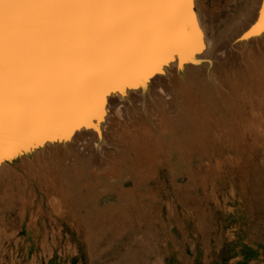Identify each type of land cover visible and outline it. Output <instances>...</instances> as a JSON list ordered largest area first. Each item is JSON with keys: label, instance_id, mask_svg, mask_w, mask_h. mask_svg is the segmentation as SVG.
Returning <instances> with one entry per match:
<instances>
[{"label": "bare ground", "instance_id": "obj_1", "mask_svg": "<svg viewBox=\"0 0 264 264\" xmlns=\"http://www.w3.org/2000/svg\"><path fill=\"white\" fill-rule=\"evenodd\" d=\"M193 3L198 29L177 10L145 21L137 31L91 41L75 49V59L55 71L50 69L52 53L70 47L61 38L70 22L24 10L10 21L6 10L5 75L7 80L10 64L14 66L20 91L17 132L14 138L6 136L5 161L0 163V181L13 189L5 196L21 201L26 209L30 183L41 182L38 187L50 189L52 181L51 189L58 188L64 200L75 199L81 214L90 217V197L115 194L124 199L135 194L127 186L115 188L102 181L126 183L140 176L131 167L142 155L151 158L152 147L143 153V142L191 147L197 137L193 141L201 145L216 117L230 108L236 118L233 110L252 98L264 116V0H218L210 9L218 27L211 35L202 18L201 0ZM112 67L151 71L140 87L126 86L138 82L134 76L111 86L102 84L100 70ZM28 83L30 87L25 86ZM187 84L190 87L183 89ZM101 89L106 115L102 121L91 120L97 131L88 126L87 108ZM202 117L213 122L204 125ZM65 127H71V139L57 130ZM38 163L43 171L36 170ZM27 167L32 173L28 171L24 179L21 171ZM90 177L105 180L96 183ZM56 202L62 204V199Z\"/></svg>", "mask_w": 264, "mask_h": 264}, {"label": "rangeland", "instance_id": "obj_2", "mask_svg": "<svg viewBox=\"0 0 264 264\" xmlns=\"http://www.w3.org/2000/svg\"><path fill=\"white\" fill-rule=\"evenodd\" d=\"M217 2L200 3L210 35L218 28L210 11ZM253 100L233 110L236 118L230 108L216 117L219 128L213 125L201 145L197 137L191 147L143 142L151 158L142 155L131 167L140 176L102 181L135 194L90 197V217L51 189L52 181L50 189L30 183L24 209L5 196L13 189L1 180L0 264H264V116ZM30 169L21 171L24 179ZM98 180L105 179L90 177ZM54 197L62 204H51Z\"/></svg>", "mask_w": 264, "mask_h": 264}, {"label": "snow or ice", "instance_id": "obj_3", "mask_svg": "<svg viewBox=\"0 0 264 264\" xmlns=\"http://www.w3.org/2000/svg\"><path fill=\"white\" fill-rule=\"evenodd\" d=\"M193 8V0H0V163L5 161L3 151L6 136L14 138L17 132L16 117L20 91L14 66L10 64L7 80L5 75L6 10L10 21L18 10H24L30 14H44L70 22L61 35L64 43L70 47L52 53L50 69L55 71L75 59L78 55L75 49L111 35L137 31L145 21L177 10L188 24L198 29ZM261 18L264 19V9H261ZM199 35L202 36V33ZM148 71L151 69L145 71L140 68L130 72L125 67H112L101 69L99 75L101 83L110 86L126 82L130 76H134L138 82L127 83L126 86L140 87V81L147 78ZM25 86L31 85L28 83ZM104 102V91L101 89L96 92L87 108L90 117L88 126L96 127L97 131L99 128L92 124L91 120L104 119ZM57 130L64 133V138L71 139V127Z\"/></svg>", "mask_w": 264, "mask_h": 264}]
</instances>
